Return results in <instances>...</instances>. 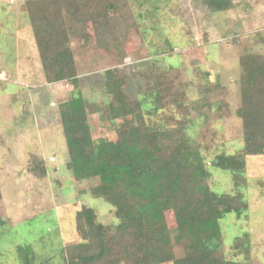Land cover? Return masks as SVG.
Instances as JSON below:
<instances>
[{"label":"rangeland","instance_id":"374dc122","mask_svg":"<svg viewBox=\"0 0 264 264\" xmlns=\"http://www.w3.org/2000/svg\"><path fill=\"white\" fill-rule=\"evenodd\" d=\"M27 1L10 5L0 0V69L8 76L0 81V264H21L26 256L30 264H63L64 247L79 242L84 233L76 211L92 209L104 225L118 221L109 204L87 193L97 178L75 180L65 167L59 105L71 98L74 88L66 82L46 98L35 86L43 83V73L25 12ZM230 1V10L212 12L201 0H127L118 16L122 31L115 33L109 54L95 50L89 22L79 36H70V48L92 139H113L132 123L129 118L109 119L104 71L116 70L129 101L158 88L163 109L148 123L159 118L167 126L186 125L210 173L209 189L239 195L247 204L239 216L228 213L218 221L220 251L237 263L264 264V154L243 156L236 182L231 172L212 165L215 155L242 151L241 122L235 115L240 62L245 55L264 57V0ZM66 22L70 25L68 18ZM27 56L36 65L37 77L31 81L21 74ZM13 70L17 75L9 73ZM33 91L38 92L34 97ZM38 107L50 113V133L37 127L31 111ZM32 156L43 161V178L26 171ZM165 219L173 234L172 214L167 212ZM174 253L182 254L178 247Z\"/></svg>","mask_w":264,"mask_h":264},{"label":"trees","instance_id":"16d2710c","mask_svg":"<svg viewBox=\"0 0 264 264\" xmlns=\"http://www.w3.org/2000/svg\"><path fill=\"white\" fill-rule=\"evenodd\" d=\"M201 3L212 12L232 7L230 0ZM125 7L127 0H31L25 7L45 82H69L74 88L71 98L59 105L65 167L75 180L97 178L98 184L87 193L109 204L118 221L104 225L95 220L92 209L76 211L84 233L79 242L64 247L63 264H243L227 260L220 251L218 221L228 213L239 216L247 204L239 195L209 189L210 173L186 125L167 126L159 118L150 124L163 109L158 88L129 101L116 70L104 71L109 119L129 118L132 123L113 139H92L70 36H79L89 22L95 50L107 54L115 33L122 31L118 16ZM240 67L235 115L241 122L243 148L240 154L221 153L212 161L231 172L235 182L243 170V156L264 154V57L245 55ZM26 171L36 178L46 173L43 161L34 156ZM167 212L175 222L173 234ZM175 247L181 256H175ZM21 264H30L29 258Z\"/></svg>","mask_w":264,"mask_h":264},{"label":"crops","instance_id":"0c3cea01","mask_svg":"<svg viewBox=\"0 0 264 264\" xmlns=\"http://www.w3.org/2000/svg\"><path fill=\"white\" fill-rule=\"evenodd\" d=\"M34 45H35V43H34ZM37 57H38V52H37ZM29 56H27V58H26V60H27V68H25L24 70H22V77L23 78H25V79H29L30 81L31 80H33V78L34 77H37L36 76V71H35V67H36V65H35V63H33V64H31L30 62H29ZM38 61H39V57H38V59H37ZM39 64H40V61H39ZM40 67H41V65H40ZM41 71H42V69H41ZM34 72V73H33ZM9 73H12L13 75H17V70L16 71H11V72H9ZM7 73H5L2 69H0V81H6L7 80ZM36 80V79H35ZM41 82L42 81H40V83H38V85H35V86H38V88H39V90H41L42 92H43V96L44 97H46V98H48L49 97V93L53 90L54 91V89H58V88H61V84H64V83H66V82H56V83H51V84H48V83H46L45 82V80H44V77H43V83L41 84ZM34 84V83H33ZM38 90V91H39ZM36 93H38V92H32V94H31V96L32 95H34L35 96V94ZM34 96H32V97H34ZM32 99V98H31ZM48 105H49V107L51 106L49 103H48ZM42 110V109H41ZM40 108L38 107V109H33L32 111H31V113L33 112H35L33 115L34 116H37V118L35 117V121H36V123H37V125H39V126H37L39 129H43V128H45L46 129V131L48 132V133H50L51 132V130H52V128H51V124L50 123H48L49 122V116H50V113H48V111H46L45 113L46 114H44V113H41L40 111ZM44 110V109H43ZM25 110H24V108H22L21 109V112H24ZM27 111V110H26ZM28 112H30L29 110H28ZM28 112H25V113H28ZM37 112H39L40 114H38ZM50 112V111H49ZM48 113V114H47ZM40 116V117H39ZM40 118V119H39ZM43 119H45V121H43L42 122V120ZM42 124V125H41ZM45 138V137H44ZM49 138V137H48Z\"/></svg>","mask_w":264,"mask_h":264},{"label":"built area","instance_id":"2783aa9c","mask_svg":"<svg viewBox=\"0 0 264 264\" xmlns=\"http://www.w3.org/2000/svg\"><path fill=\"white\" fill-rule=\"evenodd\" d=\"M16 0H8V4H14Z\"/></svg>","mask_w":264,"mask_h":264}]
</instances>
